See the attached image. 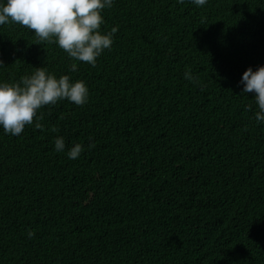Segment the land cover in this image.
<instances>
[{"label":"trees","instance_id":"1","mask_svg":"<svg viewBox=\"0 0 264 264\" xmlns=\"http://www.w3.org/2000/svg\"><path fill=\"white\" fill-rule=\"evenodd\" d=\"M103 15L111 49L74 72L57 44L0 26V82L46 67L90 92L40 109L41 128H0V264H264V123L240 83L264 66V0H114Z\"/></svg>","mask_w":264,"mask_h":264},{"label":"clouds","instance_id":"2","mask_svg":"<svg viewBox=\"0 0 264 264\" xmlns=\"http://www.w3.org/2000/svg\"><path fill=\"white\" fill-rule=\"evenodd\" d=\"M177 2L183 4L184 0ZM191 2L203 7L208 0ZM113 5L114 0H0V26L20 24L32 30L40 42L57 44L73 61L70 72H74L77 70L75 61L95 67L103 52L111 49L119 28L114 26L105 32L101 25L105 23L104 10ZM0 66H3L2 61ZM184 78L192 82L197 80L191 69L185 71ZM240 83L243 85L242 94L255 93L259 109L255 120L258 124L264 123V66L256 70L248 67ZM89 96V87L84 80L73 81L68 74L57 77L46 67H36L19 81L0 82V128L4 134L19 136L34 120L36 128L42 127L38 121L43 118L39 114L43 107L62 100L83 106ZM246 110L251 111L252 105H247ZM54 150L57 153L66 150L63 136L55 138ZM84 151V145L75 143L67 149V157L78 159ZM34 235L35 232H28L29 238Z\"/></svg>","mask_w":264,"mask_h":264}]
</instances>
